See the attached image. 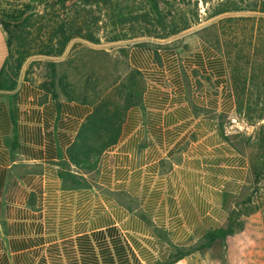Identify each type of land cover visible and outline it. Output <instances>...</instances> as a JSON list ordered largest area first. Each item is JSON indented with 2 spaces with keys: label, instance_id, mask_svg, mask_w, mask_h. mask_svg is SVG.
<instances>
[{
  "label": "crops",
  "instance_id": "crops-1",
  "mask_svg": "<svg viewBox=\"0 0 264 264\" xmlns=\"http://www.w3.org/2000/svg\"><path fill=\"white\" fill-rule=\"evenodd\" d=\"M11 3L0 0V12ZM8 38L0 24V73L12 54ZM159 42L127 48L141 101L96 170L77 174L83 184L59 164L91 102L67 97L58 76L28 62L15 88L0 91V264H161L224 226L248 162L220 128L235 107L223 58L199 38L182 51ZM63 55L48 58L59 64ZM255 255L243 260L264 264V253Z\"/></svg>",
  "mask_w": 264,
  "mask_h": 264
},
{
  "label": "trees",
  "instance_id": "trees-1",
  "mask_svg": "<svg viewBox=\"0 0 264 264\" xmlns=\"http://www.w3.org/2000/svg\"><path fill=\"white\" fill-rule=\"evenodd\" d=\"M39 4L45 14L39 19H45L46 24L38 29L37 36L41 38L42 33L45 41L37 54L49 57L61 56L74 39L93 45L139 37L166 40L213 20L198 30L201 34L211 31L213 42L201 34L198 36L214 50L225 49L222 53L229 68L234 114L247 126H256L264 121V56L257 48L260 45L264 51V0H39ZM12 7L9 11L0 12V24L9 37L8 45L11 50L15 48L7 67L0 73V91L15 88L23 63L32 55L26 43L30 33L25 31L35 25L33 19L39 17L36 7L31 4H13ZM239 30L245 37L237 43L236 32ZM122 53L127 55V52ZM59 85L67 97H72L63 84ZM43 87H53V83ZM142 87L141 74L132 69L118 86L111 89L118 101L106 97L94 106L67 148L66 162L59 164L63 175L85 183L77 174L94 172L101 154L117 143L124 114L140 103ZM220 128L223 131L222 124ZM226 138L230 141L229 136ZM237 138L254 152L249 166L252 191L241 203L243 207L250 206V210L252 198L260 193L258 185L264 179V124H260L253 135L237 133ZM258 199L261 200L260 194ZM241 211L232 209L223 227L207 232L191 246L172 250L161 264H175L193 253L208 251L215 244L221 249L222 264H229L227 241L244 228L240 218L245 213Z\"/></svg>",
  "mask_w": 264,
  "mask_h": 264
},
{
  "label": "rangeland",
  "instance_id": "rangeland-1",
  "mask_svg": "<svg viewBox=\"0 0 264 264\" xmlns=\"http://www.w3.org/2000/svg\"><path fill=\"white\" fill-rule=\"evenodd\" d=\"M22 3H28L36 7L37 14L39 15V17L33 19V23H35V25L27 28L25 31L26 33H30V35H27L26 43L29 44L30 53L32 54L25 60V62L29 63L28 66L35 67L36 70L40 71V73L42 71V67L50 69L54 76H58L60 78V84H63L64 89L69 92V95L75 99H85V101L91 102L93 108L101 99L106 97H108V99L111 98L118 101L114 91H111V89L118 86V84L128 76L129 71L132 70L127 65L126 56L123 55V51L127 52L128 47L134 45L135 43L143 44L146 40L164 41L149 37H139L116 43L101 42L99 45H93L84 40L74 39L66 47L64 55L62 54L63 57L60 63L54 64L52 63V60L48 58L49 56L37 54L41 43L45 41L42 33L41 38L38 37L39 35L37 36L38 29L46 24L45 19H39L40 16L45 15L43 14V6L39 4V0H27L18 3L13 1L11 6L13 4L19 6ZM241 15L246 14L242 13ZM212 22L213 20L204 22L200 26L193 27L190 30L182 32L166 40H171L170 45L180 48L181 51L188 50L196 44V38H199L198 35L201 34L198 30L201 27L208 26ZM201 35L207 38L210 42H213L214 40L211 31ZM243 37L245 36L242 31L239 30V32H236V38L238 39L237 43H240ZM160 42L154 46L159 47L158 44H161ZM205 43L210 46L207 42ZM238 46L241 47V44H238ZM230 47H233V45ZM257 48L260 54L264 56V53H262L264 51L261 50L260 45H257ZM14 50L15 48L12 47L13 52ZM214 51L219 53L223 58L229 87L231 89L229 68L227 67L225 57L222 53L225 49L222 47L220 50L215 49ZM31 59L32 61H30ZM25 62L23 64H25ZM50 65H53V67H50ZM219 123H222L224 131L227 132L231 145L235 148V150L240 152L248 162V174L241 193L237 196L229 198L226 203L227 214L234 208L242 210L241 212L245 213L240 218L244 224V228L241 232L228 239L226 253L228 258L231 259L229 262L230 264H256L258 262L253 261V258H250L251 260L243 259L247 254H257L260 256V254L264 253V204H262L264 203V201H262L264 200V179H262L258 185L261 188L260 193H258V195L254 194L252 198V208L249 210L248 208L250 206L243 207L241 203L252 191L249 166L251 155L254 154V152L251 147H245L240 143V140L237 138V133L253 135L256 128L260 124H264V121H261L256 126H247L241 118L237 117L233 113V115L228 119L224 118L222 121L219 120ZM259 194L261 198L260 201H262V203L257 201L259 200ZM238 205L239 207H237ZM220 259L221 249L218 244H215L214 247L208 251L205 257L198 258L197 261L189 264H222V260Z\"/></svg>",
  "mask_w": 264,
  "mask_h": 264
}]
</instances>
